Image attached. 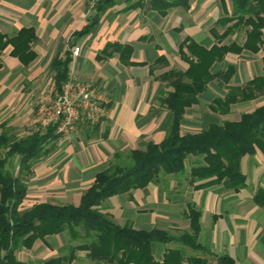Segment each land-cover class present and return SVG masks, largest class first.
Masks as SVG:
<instances>
[{"label":"crops","instance_id":"0c3cea01","mask_svg":"<svg viewBox=\"0 0 264 264\" xmlns=\"http://www.w3.org/2000/svg\"><path fill=\"white\" fill-rule=\"evenodd\" d=\"M186 1L185 6L183 0H114L88 34L77 36L75 33L89 22L90 0H0V33L11 38L19 30L31 28L36 37L30 45L36 58L27 67L11 55V45L0 55V132L8 128L22 137L36 131L35 102L41 94L56 90L51 63L55 56L72 52L75 47L80 51L72 59L69 72L101 94L107 112L102 122L81 123L68 138L49 142V153L31 169L20 211L42 202L78 206L82 194L94 177L108 167L115 152L143 149L146 143L163 139L172 116L157 100L160 91L169 90L157 78L171 69L184 72L188 68L178 54L185 38L206 49L215 44L210 29L230 11V5L226 2L225 10L219 0ZM216 30L219 34L224 31L221 27ZM241 33L229 36L224 43L241 44L244 33L242 40L237 41ZM262 41L257 54H227L224 62L215 63L211 71L216 73L225 63L233 64L236 72L228 85L244 86L262 73V66L254 72V62L255 56L264 57V33ZM109 44L132 47L130 62L134 64L123 65L116 53L98 59L97 55ZM233 57L241 58L236 64L230 62ZM226 92L227 86L220 80L211 81L199 95L198 103L185 109L181 133H196L212 123L238 121L242 112L264 105V95H260L232 105L226 114L211 112L208 106L213 98H222ZM239 106V118L230 119ZM247 157L241 161L243 174ZM254 157L258 161L255 171L263 174L264 155L257 151ZM186 182L188 176L186 180L175 177L170 187ZM246 186L237 193L222 186L196 191L191 188L188 201L194 202L201 212L200 241L212 253L227 254L237 264H264V206L253 201L255 191L264 190V185L249 191ZM163 193L157 183H150L130 194L112 196L97 209L119 226L130 223L135 229L170 231L168 227L176 226L178 215L159 208L161 200L166 202ZM182 230H188L186 219ZM68 244V232L48 235L36 240L30 250L17 251L15 256L24 263L43 264L59 256V252L65 253ZM166 247L154 245L155 259H161ZM72 264L95 263L87 251H78Z\"/></svg>","mask_w":264,"mask_h":264},{"label":"trees","instance_id":"16d2710c","mask_svg":"<svg viewBox=\"0 0 264 264\" xmlns=\"http://www.w3.org/2000/svg\"><path fill=\"white\" fill-rule=\"evenodd\" d=\"M219 1L225 10L227 2L230 11L225 12L210 29L215 44L206 49L185 38L179 44L178 54L188 68L184 72L171 69L157 78L169 88L160 91L157 100L172 116L163 139L159 143L148 142L143 149L115 152L108 167L94 177L82 194L78 206L42 202L20 211L33 165L49 153V142L59 136L51 127L22 137L15 136L11 129H2L0 264H28L19 261L15 253L30 250L38 239L63 232L69 233V244L64 248L66 253L43 264H72L78 251H87L88 258L95 264H236L229 255L214 254L200 241L201 212L192 201L185 203L184 218L188 221V230L176 234L158 228L135 229L130 223L119 226L97 209L112 196L130 194L150 183L162 181L164 176L177 177L186 171L188 183L195 191L222 186L237 193L245 188L242 159L256 151L264 155V105L242 114L238 121L212 123L196 133H181L185 109L197 104L199 95L215 79L227 86V92L222 98H213L208 106L213 113L226 114L232 105L264 95V58L262 73L244 86L228 85L236 72L233 64L225 63L216 73L211 71L215 63L224 62L227 54H257L260 51L264 33V0ZM183 2L186 6L187 1ZM113 3L114 0H100L87 25L75 35L88 34ZM216 27L224 31L219 34ZM239 32L244 33L241 44L236 41L224 43L229 36ZM35 38L31 28L21 29L11 38L0 33V55L11 45V55L27 67L36 58L30 47ZM132 52L130 46L109 44L97 58L116 53L123 65H133L130 62ZM71 61L72 52L67 50L62 56H55L51 63L57 91L68 79ZM253 201L264 206L263 189L255 191ZM155 244L168 246L160 260L154 256Z\"/></svg>","mask_w":264,"mask_h":264},{"label":"built area","instance_id":"2783aa9c","mask_svg":"<svg viewBox=\"0 0 264 264\" xmlns=\"http://www.w3.org/2000/svg\"><path fill=\"white\" fill-rule=\"evenodd\" d=\"M99 1L90 0L89 15ZM79 51V48H73L72 59L78 56ZM71 72L60 91L50 90L37 98L36 130L43 131L51 127L59 137L68 138L76 132L79 124L95 125L106 118L105 101L101 94L86 83L75 79Z\"/></svg>","mask_w":264,"mask_h":264},{"label":"rangeland","instance_id":"374dc122","mask_svg":"<svg viewBox=\"0 0 264 264\" xmlns=\"http://www.w3.org/2000/svg\"><path fill=\"white\" fill-rule=\"evenodd\" d=\"M242 37H243V33H241L239 35V38L237 39V41L240 42L242 40ZM240 58L241 57H233L232 61H230V62L237 64L239 62ZM263 58L264 57L261 58L260 56L259 57L255 56L254 72L257 73L260 71ZM36 103L37 102H35V107H36ZM243 111H244V109H243ZM240 112H241V110H240V106H239L238 109L234 111V113H233L234 115L232 114V116H230V119H232V118L238 119ZM242 113H245V112H242ZM35 119H36V111H35L34 120ZM34 125H35V121H34ZM201 129H203V128H201ZM254 155L248 156L249 158L248 157L245 158L244 162H243V171H244V174L248 177L247 178V186H246L247 191L251 190V188H253L256 185L257 186L264 185V173L260 174V173H258V171H255V170H257V169H255L256 168L255 165L258 163V161L254 157ZM15 170H17V167H15ZM187 170H188V166H187ZM186 176H188V171H186L182 175L177 176V179L186 180ZM172 178H175V177L164 176L162 181L158 182L157 185H159L160 188L163 189V192H164L163 196H164V198H166V202H165V200L164 201L161 200L159 202V208H161V209L166 208V210L175 212L178 215V220L176 221L177 222L176 226L173 228L168 227L170 230L169 232H171L172 234H176L179 231H183L182 229L185 226V218L182 216V212L185 211V203L189 200L188 191H191L192 187L186 182L185 184L181 183V186L171 188L170 186L172 184ZM251 179H253L254 181H252ZM172 201H174V202H172ZM60 254H64V252H59V255ZM239 264H242V263H239ZM243 264H247V262H244Z\"/></svg>","mask_w":264,"mask_h":264}]
</instances>
